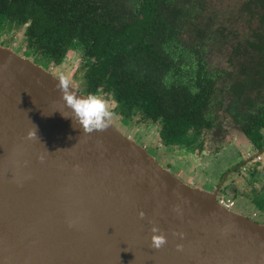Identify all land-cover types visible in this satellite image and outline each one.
Returning a JSON list of instances; mask_svg holds the SVG:
<instances>
[{
    "label": "water",
    "instance_id": "1",
    "mask_svg": "<svg viewBox=\"0 0 264 264\" xmlns=\"http://www.w3.org/2000/svg\"><path fill=\"white\" fill-rule=\"evenodd\" d=\"M58 79L0 45V264H264L263 224L222 207L219 187L182 181L112 122L82 134L60 113L71 115ZM34 125L39 139H25ZM150 222L167 236L158 251Z\"/></svg>",
    "mask_w": 264,
    "mask_h": 264
},
{
    "label": "trees",
    "instance_id": "2",
    "mask_svg": "<svg viewBox=\"0 0 264 264\" xmlns=\"http://www.w3.org/2000/svg\"><path fill=\"white\" fill-rule=\"evenodd\" d=\"M0 0L46 69L80 55L83 95L186 150L226 112L253 145L264 128V0ZM264 178V167L261 172ZM263 204V203H262Z\"/></svg>",
    "mask_w": 264,
    "mask_h": 264
},
{
    "label": "flooded vegetation",
    "instance_id": "3",
    "mask_svg": "<svg viewBox=\"0 0 264 264\" xmlns=\"http://www.w3.org/2000/svg\"><path fill=\"white\" fill-rule=\"evenodd\" d=\"M0 20V24L1 21ZM8 21V20H6ZM10 24V28L13 32H7V39L12 34L15 35L18 33H21L22 39L19 43L20 48L23 52H27L26 43L24 41V29L25 27H17L14 23L8 21ZM13 35L10 39L11 44L13 45L14 39ZM79 55L78 53L74 51H69L67 55L62 60L61 64L59 66H55L52 63H49V65L46 67V69L55 77L59 78L60 73L57 70L61 65L65 66L63 63L65 60H67V64H73V59ZM81 64V58L79 55V63L76 68L74 74H73V80L75 82H80L81 80H76V75L79 74V67ZM80 75V74H79ZM76 78V79H75ZM73 87V86H72ZM77 89V88H75ZM79 92H81L79 89H77ZM82 93V92H81ZM264 108V103H263ZM120 117V116H118ZM121 122L123 125H133V127H137V125L144 126V130H136L137 132L131 137L133 140H135L136 136H140L141 138H144V148L146 149L149 145L153 144L156 148V150H159V153H163L165 158H167L166 163L170 166L179 165L180 168L178 171H176V175L181 178L182 175H184L185 170L183 169V161H187V164L189 166L191 165L193 169H200L199 172H203V167H200V161H212L219 158L221 155H223L227 150L229 146L234 147V152L238 155V161L229 163L224 169H222L219 173H217V177L219 178L217 185H215V189H218V195H217V201L221 198L229 199L233 202V207L235 205L234 199L231 195L222 196L221 193H226V187L230 184L231 187L235 188L236 193H238L241 197H244L246 201H248L253 207H255L256 212L258 211V208H261L263 215H264V178L261 175V172L264 167V128L260 130L261 135V141H260V147H257L252 144V142L244 135L241 128L235 124V122L229 117V114L226 112H220L217 119L213 120L214 127L211 129H207L203 132H201L200 136L197 137V139H194L193 144L191 145L190 149L186 150L184 148H180L179 146H163L161 144V141L159 139L158 135V127L157 125L150 126L149 124L139 123L138 116H135L131 121L128 123H125L123 118L120 117ZM135 125V126H134ZM119 129V128H118ZM120 130V129H119ZM157 135L159 145L162 146V149L157 147L152 140L148 136L150 134V137L152 136L151 132ZM136 142V141H135ZM142 146V145H141ZM147 151V150H146ZM186 164V165H187ZM191 171V169H190ZM233 173V176L229 177V174ZM224 177V179H223ZM187 183L193 186V178L187 177ZM226 182L228 185H226ZM263 203V204H262ZM232 207V208H233ZM241 214V213H240ZM264 225V224H263Z\"/></svg>",
    "mask_w": 264,
    "mask_h": 264
},
{
    "label": "rangeland",
    "instance_id": "4",
    "mask_svg": "<svg viewBox=\"0 0 264 264\" xmlns=\"http://www.w3.org/2000/svg\"><path fill=\"white\" fill-rule=\"evenodd\" d=\"M234 0H221L222 2V6L223 8L225 4H228L229 2H233ZM9 32H13L12 29L10 28V24L8 23V21L6 20H2L1 24H0V45H2L3 47H9L11 48L14 52L23 55V56H27L28 54H26L25 52L22 51V49L19 46V43L21 42L22 36L21 33H18L13 35V39H14V44L12 45L10 42V39L12 38L11 36L8 37L7 39V35ZM7 34V35H6ZM32 59V58H31ZM79 63V55H77L76 57H74L73 59V64L68 65L67 64V60L64 61V65L65 66H60L57 70L61 75L67 76L69 79V84L71 86H73L74 88L79 89V82H75L73 80V74L76 70V68H74L75 66H77ZM60 75V76H61ZM106 100L109 101V106L110 109L113 110L115 103L113 101H111L110 99H108L105 95L100 94L98 95ZM111 122L120 129L121 132L127 134L128 136H132L137 132L136 130L138 129L139 126V130H144V126L141 125H137V127H133V125H131V123L129 125H123V123L121 122L120 117L114 115ZM135 126V125H134ZM151 131H149L150 133ZM152 136L150 137L149 134V138L153 139L152 142L159 148L162 149V146L159 145V141L157 138V135L154 134L153 132H151ZM131 138V137H130ZM135 141L144 146V138H141L139 135L135 137ZM147 152H149L151 155L155 156L156 159L159 161L160 164H162L163 166L167 167L175 176L176 175V171H178V169L180 168L179 165H173L170 166L166 163L165 160H167V158H165L163 153H159V150H156L155 146L153 144L149 145L146 148ZM225 150H227L223 155H221L219 158H217L216 160H212V161H205V160H201L200 161V167H203L204 171L201 173L199 172L200 169L196 170L193 169L192 166L189 164H187V161H183V169L185 170L184 175L181 176V180L186 182L187 181V177H191L193 178V186L194 187H198L200 189L203 190H208V191H212L215 187V185H217L219 178L217 177V173H219L222 169H224L229 163L235 161H238V155L236 152H234V147L229 146L228 148H226ZM187 164V165H186ZM191 169V171H190ZM233 176V173L229 174V177ZM224 179V177H223ZM187 183V182H186ZM229 183V182H228ZM228 183L226 182V185H228ZM219 184V183H218ZM226 193L222 192L221 195L222 196H227V195H231L234 196L232 197L235 201V205L234 207L231 209L233 212H239L242 215L252 219L253 221L260 223V224H264V215L263 212L261 211V208H258L259 212H256L255 207H253L248 201H246V199L244 197H241L238 193H236L235 188L231 187V185L229 184L228 187H226Z\"/></svg>",
    "mask_w": 264,
    "mask_h": 264
},
{
    "label": "clouds",
    "instance_id": "5",
    "mask_svg": "<svg viewBox=\"0 0 264 264\" xmlns=\"http://www.w3.org/2000/svg\"><path fill=\"white\" fill-rule=\"evenodd\" d=\"M55 90L60 93V100L63 102L64 109L68 110L71 115L69 116L64 112H59L65 118L70 117L81 129L82 134L91 136L93 133H102L109 128L114 112L110 109L108 100L96 94H88L87 96L77 95L71 89L68 77L64 75H61L57 80ZM25 139H39L35 125L33 129L28 131ZM73 147H75V145ZM63 150L67 149H58L57 151ZM173 210L179 212L178 208H174ZM139 218H145V213L143 211L139 213ZM150 223H152L153 226L150 229L151 236L149 248L158 251L167 244V236L158 225L154 222ZM173 236H179L180 239H184V233L174 232ZM176 250L178 252H183L184 246L182 244H177Z\"/></svg>",
    "mask_w": 264,
    "mask_h": 264
},
{
    "label": "built area",
    "instance_id": "6",
    "mask_svg": "<svg viewBox=\"0 0 264 264\" xmlns=\"http://www.w3.org/2000/svg\"><path fill=\"white\" fill-rule=\"evenodd\" d=\"M222 207L226 208V209H232L233 207V202L230 201L229 199H224L221 198L217 201Z\"/></svg>",
    "mask_w": 264,
    "mask_h": 264
},
{
    "label": "crops",
    "instance_id": "7",
    "mask_svg": "<svg viewBox=\"0 0 264 264\" xmlns=\"http://www.w3.org/2000/svg\"><path fill=\"white\" fill-rule=\"evenodd\" d=\"M237 213H239V212H237Z\"/></svg>",
    "mask_w": 264,
    "mask_h": 264
}]
</instances>
